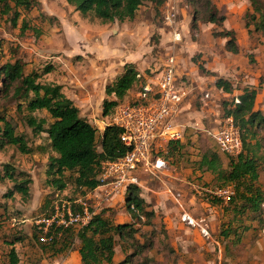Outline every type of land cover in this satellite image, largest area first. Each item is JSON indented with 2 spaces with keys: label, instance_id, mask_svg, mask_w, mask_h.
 Masks as SVG:
<instances>
[{
  "label": "rangeland",
  "instance_id": "374dc122",
  "mask_svg": "<svg viewBox=\"0 0 264 264\" xmlns=\"http://www.w3.org/2000/svg\"><path fill=\"white\" fill-rule=\"evenodd\" d=\"M205 1L144 2L132 19L114 22H102L91 13L81 14L65 0H36L32 7L12 8L8 14L0 5V67L18 60L25 74H38L41 85H60L79 109V116L99 133L114 111L113 107L104 116L103 101L132 102L140 91L133 86L122 100L106 94L105 89L124 73V65L133 66L137 74L152 76L162 70L168 54L176 58L177 79L186 93L176 119L183 130V145L178 153L167 154L166 146L154 153V157L165 159L162 171L138 172L139 197L153 216L133 217L127 209L126 195L101 197L95 208L113 224L133 223L136 229L134 239L122 242L116 238L112 264H264V208L259 219L250 214L234 218L232 212L224 213L226 205L220 203L204 205L205 211L200 214L188 201L191 195L184 184L226 185L231 158L220 153L207 132L224 123V107H232L243 88L256 89L254 109L264 116V17L260 18L264 0H209L224 17L218 25L206 21ZM168 4L175 5L179 13L177 28L182 39L178 43L171 42L170 28L163 22ZM14 11L18 13L15 24ZM222 31L234 32L236 53L226 49L227 39L219 34ZM49 65L51 71L44 74L43 69ZM218 79L229 83L231 92L217 88ZM15 86H4L0 78V117L9 121L16 135L24 137L29 151L20 153L11 145L0 147V264H12V251L16 264H81L76 239L58 256L55 250L61 243H40L35 221L47 216L53 203L60 200L94 202L75 186L72 173L64 174L67 183L62 191L47 182L49 157L54 154L46 134H34L24 123L26 103L13 98ZM34 116L44 119L46 126L52 121L45 110H37ZM256 130L262 139L264 130ZM260 148L264 156V142ZM204 155L217 157L222 173L219 177L201 167ZM5 164L11 166L8 174L17 182L26 176L30 179L27 195L14 191ZM169 182L181 184V191ZM258 184L264 193V169L259 171ZM168 189L180 193L182 200L186 198L189 207L177 209ZM184 211L194 218H205L208 237L180 220ZM229 221L233 228H240V223L249 226L239 243L237 238L232 243L233 235L226 240L219 237Z\"/></svg>",
  "mask_w": 264,
  "mask_h": 264
},
{
  "label": "trees",
  "instance_id": "16d2710c",
  "mask_svg": "<svg viewBox=\"0 0 264 264\" xmlns=\"http://www.w3.org/2000/svg\"><path fill=\"white\" fill-rule=\"evenodd\" d=\"M81 14L91 13L102 22L122 21L132 19L135 12L144 2H151L155 5L162 3V0H65ZM36 0H0L2 11L9 13L12 8L22 7L27 9L35 4ZM12 3V6H11ZM255 10V9H254ZM206 21L218 25L224 21V17L218 14L216 7L209 1H205ZM261 13L260 18L264 17ZM17 11L13 14V23H16ZM25 28V26H24ZM221 37L226 38V49L232 53L237 52L235 45V35L232 31H222ZM51 71L50 65L43 69L47 74ZM135 68L131 65H124V73L118 78L116 83L105 89L107 95L113 94L117 100H122L126 93L136 82ZM0 78L4 86L8 88L15 84L13 98L16 101L23 100L26 103L27 114L23 121L34 134L45 133L49 141V146L54 156L49 157V165L46 171L47 182L58 191L66 187L64 174L75 175V186L86 193L94 189L99 183L96 179L99 173V165L106 160H115L126 153V147L120 142V130L107 125L102 132L90 125L79 116V109L73 102L62 93V87L56 84L41 85L37 82V73L25 74L23 64L16 60L13 63L6 62L0 67ZM217 88L225 92H231V85L222 79L215 82ZM257 92L254 88H243L238 95L239 104L228 109L224 107L225 118L231 117L240 130L242 140V152L235 158L229 159L230 171L225 184H232L234 194L226 205L224 212H232L234 218L239 215L246 217L247 214L253 218H260L262 204H264V193L258 184L259 171L264 169V156L260 153V143L264 142V137L260 139L256 129L264 130V116L258 110H254V103ZM117 104L116 100L103 101L102 114L107 115ZM17 109L21 106L18 104ZM37 110H45L52 121L45 125L44 119H37L34 113ZM11 145L18 149L20 153L29 151L24 137L16 135L13 127L4 118L0 117V147ZM183 143L169 142L166 145V153H178ZM165 160V159H164ZM201 167L214 173L219 177L221 169L219 160L215 155L212 157L203 156L200 161ZM219 165V167H218ZM8 174L11 170L9 164L3 166ZM24 176L23 174H19ZM14 182V191L23 195L28 194L27 185L30 179L26 176L20 181H16L12 174L7 175ZM139 188L129 186L126 190L125 202L127 209L134 206L133 217H151L152 211H146L143 199L139 197ZM217 202L213 201L211 204ZM227 226L219 232V237L228 239L230 235L235 236L236 242L240 237L236 236L238 231L248 229L246 225L240 223V228ZM136 229L133 223L113 224L109 219L101 214L92 217L89 223L83 228H67L61 232L60 237H55L54 245L60 242L61 245L55 252L61 254L73 240L79 243L78 254L81 264H112L114 258V244L116 238L119 241L134 239ZM235 240L232 241L234 243ZM235 242V243H236ZM66 248V249H65ZM11 263L16 264L14 252L10 253Z\"/></svg>",
  "mask_w": 264,
  "mask_h": 264
},
{
  "label": "built area",
  "instance_id": "2783aa9c",
  "mask_svg": "<svg viewBox=\"0 0 264 264\" xmlns=\"http://www.w3.org/2000/svg\"><path fill=\"white\" fill-rule=\"evenodd\" d=\"M178 14L173 4H168L163 13V22L170 28L172 43H178L182 39L177 28ZM133 86L140 89L136 100L117 103L106 124L120 130L119 139L126 147V153L115 160L100 163L96 177L99 184L85 195L87 200L94 202L93 205L81 198L75 201L60 200L53 203L47 216L35 221L40 243H52L67 228L85 227L97 214L95 208L100 204L101 197L125 195L129 186L140 188L139 170L155 173L165 167L164 158L154 157V153L162 152L169 142L182 143L184 134L176 119L181 112L186 93L177 79L176 58L173 53L167 55L163 68L157 75L136 74ZM208 96L206 94L205 98ZM236 104H239L238 95L233 99V106ZM207 134L220 153L235 158L242 152L240 130L231 117L225 118L220 127L208 131ZM184 184L192 198L207 204L216 201L227 205L234 194L232 184L206 185L193 181ZM166 192L171 194L181 211L184 210L180 193L174 194L170 189ZM261 207L264 208V204ZM129 211L135 212L133 205H130ZM180 220L187 226L197 228L202 235L209 236L205 218L197 219L184 211Z\"/></svg>",
  "mask_w": 264,
  "mask_h": 264
},
{
  "label": "crops",
  "instance_id": "0c3cea01",
  "mask_svg": "<svg viewBox=\"0 0 264 264\" xmlns=\"http://www.w3.org/2000/svg\"><path fill=\"white\" fill-rule=\"evenodd\" d=\"M58 85V84H57ZM63 93V92H62ZM71 100V99H70ZM182 110V109H181ZM255 110V109H254ZM106 126V125H105ZM104 128V127H103ZM103 128H101V132H102V130H103ZM176 177V176H175ZM177 178V177H176ZM180 181H183V179H180ZM169 184L170 185H172L173 187H176V188H178V190L179 191H181V184H179V185H177L175 182H169ZM183 191V190H182ZM168 194V193H167ZM171 197V196H170ZM172 198V197H171ZM173 199V198H172ZM173 202H174V200H172ZM188 201L190 202V203H192V205H193V210L194 211H199L200 212V214H201V211H203L204 210V205L205 206H208L209 207V205L207 204V203H204V202H202V201H200V200H195L194 198H191L190 197V199H188ZM175 203V206H176V208L178 209H180V206L179 205H177L176 204V202H174ZM181 204L183 205V209H184V207H189V203L186 201V198H184V200H181ZM181 210V209H180ZM205 211V210H204ZM212 212V209L210 210V213ZM225 213V212H224ZM213 216V215H212ZM212 216H210V217H212ZM172 216L170 215V218H171ZM173 219V218H172ZM175 222H176V219H175ZM178 223V222H177ZM248 227V229H246V230H244V231H238L237 233H236V236H238V237H240V238H242V236H243V234L245 233V232H247L248 230H249V226H247ZM234 240H235V236H234ZM241 240V239H240ZM240 242V241H239ZM238 242V243H239ZM78 249V248H77ZM76 252L78 253V251L76 250ZM65 252H63V253H61V255L62 254H64ZM58 256H60V254H58ZM78 263L80 262V257H79V254H78Z\"/></svg>",
  "mask_w": 264,
  "mask_h": 264
}]
</instances>
